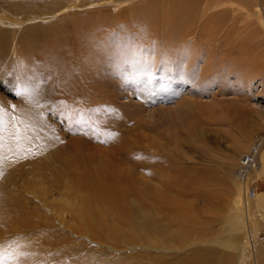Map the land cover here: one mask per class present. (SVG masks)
I'll return each instance as SVG.
<instances>
[{"label":"rangeland","instance_id":"374dc122","mask_svg":"<svg viewBox=\"0 0 264 264\" xmlns=\"http://www.w3.org/2000/svg\"><path fill=\"white\" fill-rule=\"evenodd\" d=\"M145 1L152 0L110 9L131 25L136 19L129 12ZM220 2L228 11L224 30L230 29L222 49L231 48L232 60L244 65L242 74L211 90H190L182 64L169 62L165 48L142 53L139 62L135 53L129 57L127 45L136 51L138 34L111 43L109 49L122 51L109 50L112 58L91 67L97 82L88 90L60 89L52 77L27 84L17 73L27 61L15 56L19 43L11 41L0 61L3 264H151L156 229L160 238L176 233L179 216L190 230V239L176 240L182 246L223 237L240 155L264 136V0ZM99 183L115 185L118 202L107 200L100 186L94 189ZM248 189L252 198L264 195V171L250 177ZM263 224L258 234L264 243ZM205 248L161 256L172 264H198Z\"/></svg>","mask_w":264,"mask_h":264},{"label":"bare ground","instance_id":"6f19581e","mask_svg":"<svg viewBox=\"0 0 264 264\" xmlns=\"http://www.w3.org/2000/svg\"><path fill=\"white\" fill-rule=\"evenodd\" d=\"M10 1L12 2H0V13L10 15V18H0V61L9 56L12 40L19 43L14 49V54L19 59H25L27 63L22 61L17 67V73H21L18 80L27 84L37 82L40 78L52 77L56 87L60 89L88 90L97 82L91 78V67L104 62V59L108 58L107 55L112 54L109 50H116L115 55L122 51L121 48L109 49L112 47L111 43L131 40L136 34L143 40L134 38V42L139 43L136 51L131 49V45H127L128 56L135 53V60L139 62L144 57L142 53L146 52V57L151 53H158L160 48H165L169 62L175 59L177 63L182 64L181 70L185 76L183 80L190 85V90L220 88L226 78L242 74L243 59L232 60L230 54L233 50L229 47L230 53H225L222 49L230 29L224 30L228 11L223 8L224 4H221L220 0H152L149 5L148 1H145L129 12L136 19L131 25L122 24L121 20L125 14L113 15L110 9L130 0ZM59 16L60 21L41 28V31L35 29L40 28L39 23L44 20L51 18V21H54V18L56 20ZM142 24L146 26L143 27ZM20 28L22 29L19 31ZM113 31H116V34ZM156 59V62L160 61L158 57ZM167 59L162 63L168 62ZM149 69H152L151 66ZM176 72L177 69L172 71V74ZM190 123L192 122H189L188 126ZM262 151L263 148L259 164L253 167L244 180L236 171L235 177L230 181L229 188L234 192V201L225 220L223 237H218L208 242L209 244L192 243L182 246L176 240L182 242L190 239V230L184 219L179 216L176 218V233L160 238L162 232L156 229L151 243L157 260L151 264H172L163 260L161 255L183 254L187 249L196 246H206L204 250H200L202 258L198 264H264V243L258 234L259 224L264 222V195L258 194L252 198L250 188L248 189L250 177L261 175L264 171ZM96 186H100L102 195L108 197L107 200L118 202L120 193L115 194V185L104 187L99 183L93 185L94 189ZM103 187L107 191H104ZM256 211L262 213L259 214L262 215L261 221L255 217ZM214 244L220 245L223 250L215 249ZM182 264L193 262L184 261Z\"/></svg>","mask_w":264,"mask_h":264},{"label":"built area","instance_id":"2783aa9c","mask_svg":"<svg viewBox=\"0 0 264 264\" xmlns=\"http://www.w3.org/2000/svg\"><path fill=\"white\" fill-rule=\"evenodd\" d=\"M264 147V136H258L249 148L240 155L237 173L241 179L253 170V167L259 164V156L262 148Z\"/></svg>","mask_w":264,"mask_h":264},{"label":"snow or ice","instance_id":"6c2138e0","mask_svg":"<svg viewBox=\"0 0 264 264\" xmlns=\"http://www.w3.org/2000/svg\"><path fill=\"white\" fill-rule=\"evenodd\" d=\"M4 257L2 254H0V264H3Z\"/></svg>","mask_w":264,"mask_h":264}]
</instances>
